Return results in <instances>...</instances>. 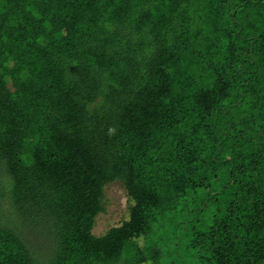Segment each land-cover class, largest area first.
Instances as JSON below:
<instances>
[{"label": "trees", "instance_id": "obj_1", "mask_svg": "<svg viewBox=\"0 0 264 264\" xmlns=\"http://www.w3.org/2000/svg\"><path fill=\"white\" fill-rule=\"evenodd\" d=\"M0 264H264V0H0Z\"/></svg>", "mask_w": 264, "mask_h": 264}, {"label": "rangeland", "instance_id": "obj_2", "mask_svg": "<svg viewBox=\"0 0 264 264\" xmlns=\"http://www.w3.org/2000/svg\"><path fill=\"white\" fill-rule=\"evenodd\" d=\"M107 196V211L100 214L97 218L94 227V232L96 234H102L110 225L121 222L127 211V196L124 189L119 184H112L107 189ZM42 232L43 231L36 229L29 232V237H31L30 243L37 254H42L41 257L47 259L53 254V249L51 248L53 238L48 233Z\"/></svg>", "mask_w": 264, "mask_h": 264}]
</instances>
